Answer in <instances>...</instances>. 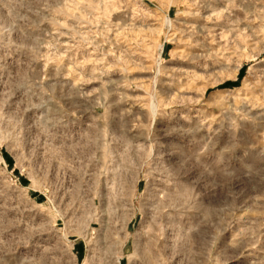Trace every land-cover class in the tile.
I'll return each instance as SVG.
<instances>
[{
	"label": "rangeland",
	"instance_id": "374dc122",
	"mask_svg": "<svg viewBox=\"0 0 264 264\" xmlns=\"http://www.w3.org/2000/svg\"><path fill=\"white\" fill-rule=\"evenodd\" d=\"M0 264H264V0H0Z\"/></svg>",
	"mask_w": 264,
	"mask_h": 264
}]
</instances>
